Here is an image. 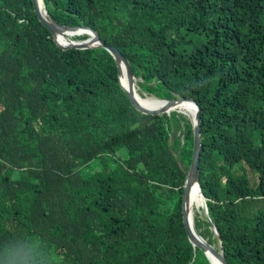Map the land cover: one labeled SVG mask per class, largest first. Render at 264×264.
Segmentation results:
<instances>
[{
    "label": "trees",
    "instance_id": "trees-1",
    "mask_svg": "<svg viewBox=\"0 0 264 264\" xmlns=\"http://www.w3.org/2000/svg\"><path fill=\"white\" fill-rule=\"evenodd\" d=\"M42 2L117 47L141 92L199 107L194 226L227 264H264V0ZM192 148L190 120L134 106L104 48L0 0V264H210L185 227Z\"/></svg>",
    "mask_w": 264,
    "mask_h": 264
},
{
    "label": "water",
    "instance_id": "water-1",
    "mask_svg": "<svg viewBox=\"0 0 264 264\" xmlns=\"http://www.w3.org/2000/svg\"><path fill=\"white\" fill-rule=\"evenodd\" d=\"M32 1H33L34 10L38 15L39 19L48 28L49 32L53 35V37L57 41L67 46L78 49H85L87 47H92L97 45L104 48L112 56V58L115 60L116 63L119 83L134 106L140 109H147L151 111H157V110H163L169 108L176 110V112L180 113L177 107L182 102H190L193 105L194 114L189 118L193 129V148H192L191 161L186 173L184 190L182 194V206L185 215V227L187 230L188 238L192 243V245L201 248L206 253L207 257L209 258L210 264H212L213 257H216L219 260L220 264H227L221 251L216 250L197 232L194 226L193 212L190 204V199L192 198L193 193L196 192L197 189L198 195L201 199L200 205L204 207V212L205 214H207V208L204 201V197L200 192L199 175H198L199 150L201 145L199 107L195 105V103L185 98L174 97L169 99H160L153 96L141 97L138 94V92L135 90L136 84L132 77L129 63L127 59L121 54V52L117 47L106 43L90 27L69 26V25H62L56 23L48 16L42 0H32ZM61 27L73 30V32L71 34H66V35L64 34L57 35V29ZM82 33L87 34V37L82 40H75L70 37L72 35H79ZM122 75L124 81L122 80ZM211 227L213 228L215 236L218 242L220 243V237L217 229H215L213 226Z\"/></svg>",
    "mask_w": 264,
    "mask_h": 264
},
{
    "label": "bare ground",
    "instance_id": "bare-ground-1",
    "mask_svg": "<svg viewBox=\"0 0 264 264\" xmlns=\"http://www.w3.org/2000/svg\"><path fill=\"white\" fill-rule=\"evenodd\" d=\"M73 32V30H70V29H68V28H63V27H61V28H58L57 29V35H59V34H64V35H66V34H71ZM122 80L124 81V78H123V75H122ZM181 104H185V105H187V106H189L192 110H193V112H194V107H193V105L190 103V102H182ZM195 196V198H196V203H200V201H201V199H200V197H199V195H198V190L196 189V192H194L193 193V196H192V198L190 199V204H191V208H192V204H193V197ZM214 258H216V257H213L212 258V264H214ZM217 259V258H216ZM218 260V259H217ZM219 261V260H218ZM220 263V262H219Z\"/></svg>",
    "mask_w": 264,
    "mask_h": 264
},
{
    "label": "rangeland",
    "instance_id": "rangeland-1",
    "mask_svg": "<svg viewBox=\"0 0 264 264\" xmlns=\"http://www.w3.org/2000/svg\"><path fill=\"white\" fill-rule=\"evenodd\" d=\"M135 90L138 92V94L140 95V96H143V97H147V95L144 93V92H141L140 90H139V87L137 86V85H135ZM181 114H183L186 118H190L187 114H184V113H182V112H180ZM200 205V203H196V202H193V204H192V212H193V217H194V215H195V210L197 209V206H199ZM200 211V210H199Z\"/></svg>",
    "mask_w": 264,
    "mask_h": 264
}]
</instances>
